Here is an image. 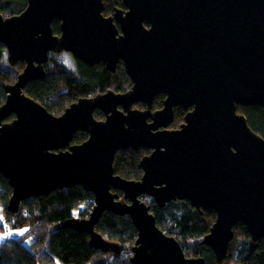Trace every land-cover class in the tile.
I'll list each match as a JSON object with an SVG mask.
<instances>
[{"label":"water","instance_id":"obj_1","mask_svg":"<svg viewBox=\"0 0 264 264\" xmlns=\"http://www.w3.org/2000/svg\"><path fill=\"white\" fill-rule=\"evenodd\" d=\"M123 4L125 10L105 16L104 0H27L22 13L0 14L8 61L25 64L5 86L0 106V173L12 188L8 210L17 213L24 200L81 186L93 194V208L87 218L62 226L88 233L92 248L121 253L119 243L96 230L111 212L129 216L137 229L131 264H204L157 225L143 198L160 208L189 201L199 212L215 211L202 244L223 264L237 224L253 242L264 238V138L238 111L264 108V0ZM63 51L112 73L123 61L132 88L80 98L53 115L25 88L45 77L50 53ZM158 94L166 96L163 107L152 111ZM140 102L146 109L134 107ZM176 107L186 115L172 129ZM96 110L105 118L97 119ZM78 131L88 139L72 144ZM140 147L151 150L141 160V179L117 175L116 153Z\"/></svg>","mask_w":264,"mask_h":264},{"label":"trees","instance_id":"obj_2","mask_svg":"<svg viewBox=\"0 0 264 264\" xmlns=\"http://www.w3.org/2000/svg\"><path fill=\"white\" fill-rule=\"evenodd\" d=\"M104 15L110 16L116 9H125L123 0H104ZM27 7V0H0V14L4 17L22 13ZM147 25V24H146ZM54 32L60 34V22L52 24ZM25 67L18 62L11 67L7 62V50L0 43V106L5 102L7 93L5 86L16 82L18 75ZM119 67H124L122 64ZM117 68L115 73L108 71L103 64L87 65L69 52L50 53L45 64V77L27 84L25 94L42 104L55 116L64 113L71 104L83 97H93L108 90L127 92L132 82L124 68ZM166 96L158 94L153 101L152 111L163 107ZM138 109H146L144 103L134 105ZM244 114L251 129L264 138V108L260 106L238 107ZM186 111L181 107L174 109V120L170 128L177 129L184 122ZM99 120L105 115L95 111ZM14 116H10V122ZM88 139V134L78 131L72 144H81ZM151 150L140 147L119 150L114 159V170L117 175L130 180H140L143 170L140 166L144 156ZM123 198L122 192L116 191ZM12 188L8 180L0 173V205L4 216V225L0 228L26 229L24 235L12 241H0V264H131L130 256L108 261L107 255L89 245L90 235L80 233L62 225L75 217L73 211L80 204L93 201V194L84 191L81 186L57 190L49 195L24 200L17 213L8 210ZM145 198V200H144ZM143 200L150 206L157 225L168 235L181 242L189 257L204 258V264H217L216 256L211 248L202 244L204 237L210 232L216 220L212 209L199 212L189 201H173L160 208L145 196ZM93 208V202L91 204ZM86 210L80 217L86 218L90 211ZM96 230L104 238L123 246H133L138 232L129 216H117L105 212L96 226ZM235 238L230 243L223 264H264V238L253 242L243 224L234 227ZM29 245L25 244L29 240ZM237 239L245 241L239 246ZM191 241L187 247V243Z\"/></svg>","mask_w":264,"mask_h":264},{"label":"rangeland","instance_id":"obj_3","mask_svg":"<svg viewBox=\"0 0 264 264\" xmlns=\"http://www.w3.org/2000/svg\"><path fill=\"white\" fill-rule=\"evenodd\" d=\"M7 62L9 63V61H8V52H7ZM10 64V63H9ZM11 66V65H10ZM11 67H14V66H11ZM119 68H123V67H119ZM144 200H145V198H144ZM92 202L93 201H89V203H82V204H80L79 205V207L76 209V210H74L73 211V214H74V216L76 217V218H82V217H80V214L82 213V212H85L86 210H89V209H91L90 207H91V204H92ZM92 210V209H91ZM91 212V211H90ZM89 216V215H88ZM87 218V217H86ZM1 226V225H0ZM10 229H8L7 231H3V229H1L0 228V241H7L8 240V231H9ZM234 238H235V236H234ZM234 238H233V240H234ZM232 240V241H233ZM231 241V242H232ZM29 242H30V240H26L25 241V244L26 245H29ZM181 243V242H180ZM236 243H238V245L239 246H242V245H244V243H245V241H243L242 239H237V242ZM190 244H192V242L191 241H189L188 243H187V247L190 245ZM121 247H122V251H121V253L119 254V255H115V254H113V253H106L107 255L104 257L106 260H108V261H113V260H116V259H120V258H122V257H124V258H126V257H129L130 256V258H131V256H132V251H131V246H123V245H121ZM122 256V257H121Z\"/></svg>","mask_w":264,"mask_h":264},{"label":"crops","instance_id":"obj_4","mask_svg":"<svg viewBox=\"0 0 264 264\" xmlns=\"http://www.w3.org/2000/svg\"><path fill=\"white\" fill-rule=\"evenodd\" d=\"M2 209L3 208L0 205V225H4L5 224V222H4V216L2 214ZM25 231H26V229H21V228L14 229V228H10V230L7 232L9 234L8 237H7L8 238L7 241H12L14 239L21 238L22 235H24Z\"/></svg>","mask_w":264,"mask_h":264},{"label":"flooded vegetation","instance_id":"obj_5","mask_svg":"<svg viewBox=\"0 0 264 264\" xmlns=\"http://www.w3.org/2000/svg\"><path fill=\"white\" fill-rule=\"evenodd\" d=\"M124 10H125V9H124ZM103 12H104V11H103ZM103 14H104V13H103ZM113 14H114V12H113ZM113 14H112V15H113ZM110 16H111V15H110ZM118 27H119V26H118ZM121 64L123 65V61H119V62H118L117 68H118L119 66H121ZM123 66H124V65H123ZM123 68H124V67H123ZM124 69H125V68H124Z\"/></svg>","mask_w":264,"mask_h":264}]
</instances>
